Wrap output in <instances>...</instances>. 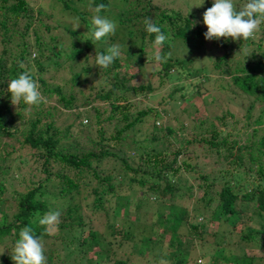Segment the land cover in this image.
<instances>
[{
    "label": "trees",
    "instance_id": "16d2710c",
    "mask_svg": "<svg viewBox=\"0 0 264 264\" xmlns=\"http://www.w3.org/2000/svg\"><path fill=\"white\" fill-rule=\"evenodd\" d=\"M51 2L50 8L63 16L68 15L67 19L71 17L72 24L47 21L51 14L47 15L41 7L32 14L29 0H0V30L3 35L12 31L5 39L2 38L5 48L0 56V139L15 136V142H18L19 135L21 137V145L17 149H1L3 155L0 152V212L5 203L1 195L5 191L3 181L7 173L11 171L8 180L29 183L26 190L13 193L17 194V212L9 221L4 219L6 216L2 218L0 252L4 254L0 255V264H13L11 253L24 227H31L33 234L42 240L45 264H151L148 256L153 248L150 243H143L145 235L160 243L161 251L155 263L166 260L168 264H190L192 259L188 247L204 240L208 229L206 225L188 219L193 207L184 210L182 201L190 200L195 191L201 189L203 195L197 201L203 203V208L199 213L195 209V217L211 213L220 220L222 228L234 221L232 226L240 225L237 227L239 240L262 252L253 256L246 253L245 246V249L241 247L244 250L240 248L237 257H231L230 251L223 253L221 261L224 264H264V79L261 82L253 80L259 72L264 73V31L257 41L259 54H254L252 50L249 57H243L240 63L234 65L229 61L232 43L221 38L220 44L228 51L214 58L207 69L217 72L221 79H226L224 76L228 75V87L225 88L231 93L252 96L253 103L243 113L244 121L241 117L239 121L228 110L199 119V114L205 112L206 103L199 95L194 98L197 99L195 102H190L189 96L185 97L182 93L173 106L179 107L189 119L197 121L193 125L196 131L185 135L179 118H175L176 127L165 126L161 121L170 111L168 107L174 102V94L185 91L178 82L183 76L176 69L186 68L187 59L159 62L164 71L158 80L162 92L151 81L129 85L139 73V69L131 64L138 66L148 56L154 57L151 46L155 34L146 32V18L156 23L167 37L158 50L165 57L168 47L176 39L182 40L185 45L191 44L193 38L205 40L207 28L197 25L198 17L203 18L201 13L205 11H201L199 16L196 10L190 8L183 13L155 6L151 0ZM99 4L106 5L101 15L114 21L117 28L114 35L93 43L89 35L90 21L95 14L93 9ZM90 5L91 10L87 9ZM22 18L25 22L23 27H15ZM194 21L196 24L192 27ZM260 28H264V24ZM59 31L62 32L59 34ZM15 35L18 41L13 43ZM114 44L120 45L121 55L108 69L99 68L95 55L105 53ZM250 44L249 40H236L239 48ZM9 56L13 60L8 59ZM125 58H128L127 62H124ZM190 64L192 62L187 74L192 81H197L200 86L209 81L210 72L207 74L203 65L190 67ZM123 70L124 73H120ZM23 72H28L39 84L44 100L38 106H28L23 102L18 104L19 110L14 115L20 117V110L28 109L29 118L23 131H20L7 89L10 80ZM202 79H205L204 83ZM146 96L159 98L158 107L144 102ZM186 104L193 110L189 111ZM59 106L73 115L72 120L78 124L77 131L72 129V121L63 127L57 125L55 118L56 113L61 111ZM253 110L256 112L254 119L251 116ZM83 118L89 119V123L82 124ZM214 121L222 125H240L242 135L217 131ZM101 122L112 125L113 136L103 137L100 128L99 141H94L88 127ZM146 123L152 125L147 133L142 139L131 142L140 159L136 169L131 167L126 157L111 149L117 143L122 144L127 131L137 133ZM83 133L86 139L82 141ZM177 144L178 147L175 146ZM21 148H25L27 154L21 158L12 156ZM191 153L195 155H189ZM15 158L21 160V165H27V175L20 172ZM113 158L119 159L122 164L116 173L107 165ZM216 167H219L216 170L219 174L210 178L209 173ZM129 172L133 175L128 176ZM31 177L38 179L32 181ZM182 181L186 182L184 187L180 185ZM89 184L93 185V200L86 207L94 216L103 213L104 226L101 229L95 219H87L88 214L80 208L81 203L75 201L81 196V188ZM49 186L57 188V192L47 193ZM136 190H147L148 193L133 198ZM161 197L164 201L179 200L170 204L175 210L172 217L169 219L158 210V223L142 222L138 216L144 206L162 202L158 201ZM130 206H133V212H130ZM56 210L60 212V223L55 230L46 232L38 225L36 213L42 216ZM130 213H136V218L128 217ZM251 214L261 217L259 227L252 226L255 218ZM170 221L172 225L165 227V223ZM214 236V244H219L220 235ZM184 238L188 241L180 245ZM128 241L138 244H134L132 249L130 247L127 253L118 252Z\"/></svg>",
    "mask_w": 264,
    "mask_h": 264
},
{
    "label": "rangeland",
    "instance_id": "374dc122",
    "mask_svg": "<svg viewBox=\"0 0 264 264\" xmlns=\"http://www.w3.org/2000/svg\"><path fill=\"white\" fill-rule=\"evenodd\" d=\"M52 0H29V5L31 6V8H33V11L31 10V13L34 14L36 9L38 7H41L45 13L47 15H50L49 19H47V21L49 20V22H55V21H59L64 23H67L68 25L72 24V20L71 17L70 19H67V16H63L59 11L53 10L50 8L51 4H53L51 2ZM151 3L155 6H159V7H163V8H167V9H177L180 10L183 13H187L189 11V8L192 10H196V14L201 13V11H206L207 9H209L210 7H212L213 5V0H204V3L202 6L198 7L201 3L202 0H192L191 2L188 0H151ZM234 4L236 5L237 9H239L241 6H243L242 3L238 2L237 0H234ZM92 5L88 6L87 9L91 10ZM204 14V13H201ZM2 14H0V18H1ZM20 23V24H19ZM17 24V26L15 27H23L24 25V19L22 18V20ZM197 25L199 26H203L205 27V25L203 24V18L198 17L197 20ZM263 25V24H262ZM8 27H11V24H7ZM263 27V26H262ZM262 31H264V28H260L255 34L253 38H250L249 41L251 42V44L245 48H239V46L236 45V41H233L231 38H228L229 42L232 43V56L229 58L230 64H237L240 63L242 58L245 57H249L250 52L253 50L254 54L258 55L259 51L257 50V41L261 36ZM12 31L9 30L8 34H10ZM62 31H59V34ZM7 34V35H8ZM7 35H3L2 30H0V56L2 55V52L5 48L4 43L2 42V38H6ZM224 39V38H222ZM177 41H174L171 43L170 47H168V53H167V57L168 59L172 60V61H178L182 58L187 59L188 64L186 65V68H178L176 69L177 71H179L180 74H182L183 78L179 79L178 82H180L179 84L182 85L183 88H185V91L183 92H177L176 94H174V102H171L168 110H170L168 112V114L166 115V118L164 120L161 121L162 124L166 125H170L173 127L177 126V119L175 118H179L180 123L183 124V129H184V133L186 134H190L192 135L196 130L194 129L195 124H197V121L194 122L192 119H189V117L184 114L181 113L179 110V107L177 106H173L175 102H177V99H179L182 96V93L185 94L188 97V101L190 102H195L197 99L194 100L195 97H197V95H199L200 99L202 102H205V112L204 113H200L199 114V119L204 118L206 116H212L214 114H218L219 111L223 110V111H230L232 113L235 114L236 118H240L241 120L244 121V115L243 113L245 112V109L247 108V106L250 103H253L252 100V96H247L245 94L242 93H231L229 91L228 88H225V86H227L226 84V79L228 78V75H225L224 77L226 79H221L222 77H220L217 72H212L207 70L210 66V64L214 61V58H216L217 56L225 53L226 51H228L227 47H224L222 44H220V39L217 40L216 43H214L212 40H203V39H192L191 44L185 43L181 40L179 41V39H176ZM201 40V42H200ZM17 36L15 35L13 37V43L17 42ZM244 44V42L242 43ZM161 48V47H160ZM159 48V49H160ZM152 51L154 52V54L159 50L156 49L153 45L151 46ZM186 49L188 52H191L188 55V52L186 53ZM190 49V50H189ZM19 50V49H18ZM261 51V50H260ZM170 53V56H169ZM188 55V56H187ZM151 56H148L146 59H144V62L142 61V63H140V65H136V64H131V65H135L138 69H139V73L137 74L136 78L131 81L129 83V85H139V84H146L148 81H151L153 86L157 87L158 86V90H161L162 92V85L161 87L158 84V80L159 78L162 76V73L164 72L163 70H161L159 62L155 61L154 58H150ZM10 60H13L12 56L7 57ZM128 58L124 59V62H127ZM190 67H193L195 64L198 66H204V68L206 69L205 72L208 74L209 73V81H207L206 83H204L205 79H202V83H204L203 85L201 84V86L199 85V83L197 81H192L187 74V72L189 71V63ZM142 65V66H141ZM120 73H124V70L121 71ZM264 79V73L259 72V74H256L254 77V81L255 82H261V80ZM173 81V79H171ZM177 80H174V82H176ZM165 83V82H164ZM167 84V83H165ZM220 84V85H218ZM195 85L196 88H195ZM228 87V86H227ZM166 90H168V87H165ZM86 94V92H85ZM247 94V93H246ZM140 97V96H138ZM137 97V98H138ZM148 96H146V98L143 100L144 102L149 103L150 105H155L156 107H158L157 105V101L158 99H152V98H147ZM200 102V100H198ZM53 103V102H52ZM83 107V106H81ZM80 107V108H81ZM186 107L189 109V111L193 110V107L186 104ZM59 108L61 109L60 112L56 113V118L55 120L57 121V125L60 127H63L65 125H68L72 122H74L73 119V115H70V113L68 114V112H66V110L64 108H62L61 106H59ZM255 109V108H254ZM19 110V106L16 105H12V113L13 115L15 114V112H17ZM21 116H15V120L16 123L18 124V130L23 131V129L25 128L26 121L28 118V109H23L20 110ZM255 110L252 111V119H254L255 117ZM240 121V119H239ZM230 122V121H229ZM85 123H89V119H82V124L86 125ZM214 128L217 131H222L224 130L225 133H232L234 135H242L243 129L241 128L240 125H222L220 122L218 121H214ZM227 123V122H226ZM21 124V125H20ZM77 125L76 122H74V125L72 126V129L77 131ZM152 125L150 123H146L144 125V127L140 128L139 131L137 133H134V130H129L127 131V133L125 135H123V138L125 139L122 144L117 143L115 144L116 146L113 147L112 149L113 152L119 153L120 155H123L124 157L127 158L128 163L131 165V167L133 168H138L140 165V159L136 154V151L133 148L132 145V140H139L142 139L143 136L147 133L146 131H148V129L151 127ZM148 127V128H147ZM209 127V126H208ZM103 130V137H107V138H111L113 136V127L112 125H108L104 122L99 123V125L97 124H93L90 125L88 127V133L90 135V137L94 140V141H99V129ZM141 133V134H139ZM17 136V135H16ZM82 141L85 140V136L84 133L81 135ZM10 139H6V138H1L0 139V152L2 153V155L4 154L3 151L1 149L4 150H8L11 151V149H17L18 146H20V142L21 141V137L19 135L18 137V142H15V136L14 137H9ZM112 143V142H110ZM183 143V142H182ZM181 143V144H182ZM179 144L175 145L176 147H178ZM121 147V148H119ZM195 149L199 150V147H195ZM27 154V150L25 148H21L20 150H18L17 153H13L12 156H19L21 158V156ZM189 155L194 156L195 154L191 153ZM16 165H18V167L20 166L21 169V173L23 175H27L29 169L27 168V165H21V160L20 159H16ZM191 162H193V160H191ZM11 164V162H10ZM108 166H111V168L113 169L114 173L119 171V167H122L121 162L119 161V159L117 158H113L112 161L110 163L107 164ZM219 167H216L214 170H212V172L209 173L210 178L213 177L214 175H218V170ZM144 170V169H142ZM141 170V171H142ZM11 171H9L6 175V179H4L3 184H4V188L5 191L3 192V194L1 195L4 199H5V203H3L2 205V212H0V224L2 223V218H4V216H6V218H4L6 221H9L11 219V216L13 213L17 212V194H13L14 192H21L23 190H26L27 187H29V183L28 181H25L24 183H22L20 180H8V177L10 175ZM133 174L131 172H129L128 176H132ZM32 181H36L38 178L37 177H31L30 178ZM194 181V180H192ZM83 183V182H81ZM191 183H197V182H191ZM186 184V182H181L180 185L181 187H184ZM26 188V189H25ZM92 188L93 185L89 184L87 187H83L81 188V196H79L78 198H75L76 202H80L81 203V207L83 208V212L84 214H88L87 215V219L88 220H94L95 219V223L98 227L103 228L104 226V216L103 213L100 212L99 215H95L88 210V208L86 207V204H90L93 200V195H92ZM146 188V187H144ZM137 191V190H136ZM47 193H55L57 192V188H55L54 186H49L46 189ZM148 193L147 190H144L143 192L141 191H137L136 196H134L133 198H139L142 196H146ZM203 195V191L201 190H197L195 191V193L193 194V198H191L188 201L184 200L182 201L183 203V207L184 210L188 209L190 207H193V209L188 213V219L193 221L196 220L197 222L206 225V228L208 229L206 235H205V239L204 240H200V241H196L194 246H189L188 250L190 252V258L192 260H190V264H224V262L221 261L222 257L221 255L223 253H227L228 251H230L232 253L231 257H237L236 255L240 253V248L243 247L245 249L246 246V242H242L241 240H239L238 237V233H239V227L240 225H238L237 227H234L232 225H234V221L230 222L229 224L225 225V227H221V222L220 220L213 214L211 213H206L203 216H197L195 217V209L199 212H201L202 208H203V203L198 202L197 200L200 199V197ZM158 201H162V202H156V203H148L146 206H144V208L142 209V213L139 214V218L142 222L145 223H158V218L156 215V211H161L165 217L167 218H171L172 214L174 213V209L172 207H170L171 203L179 202L178 199H175L174 201H164V198L161 197L159 198ZM197 201V202H196ZM150 202V201H149ZM181 203V202H180ZM177 203V204H180ZM86 207V208H85ZM133 206H130V212H133L132 209ZM85 208V209H84ZM197 214V213H196ZM253 214H251L252 216ZM98 216V217H97ZM137 214L136 213H130L128 217H133L136 218ZM199 217V218H198ZM253 217L255 218V220L252 222V226L254 227H259L261 224V217L258 215H253ZM169 225L171 226L172 223L170 221V223H165V227H169ZM174 226H172L173 228ZM98 231H101V230ZM214 234H218L220 235V239L218 240L219 244H214L215 241V236ZM54 235V234H53ZM222 235V237H221ZM167 239V237L165 238ZM154 238L151 237L148 238V235H145L142 237V241L143 243H150L152 245L153 251L150 252L149 256H148V260H150L151 264H159V263H155L154 260L155 258L158 256L159 252L161 251V247H160V243L156 240L155 242H153ZM187 242L188 239L185 240V238L180 242V245L184 242ZM138 244V242L136 243L135 241H128L125 242V245L122 247L121 251L117 250L118 252H128L129 248L131 247V249ZM242 249V248H241ZM242 249V250H244ZM246 253L251 254L253 256H259L262 254V252L257 249V248H253L251 245L246 246L245 249ZM141 256V255H138ZM213 257H216L217 259H213ZM142 257L139 258L138 261H140ZM264 263V262H263ZM56 264H64V263H56ZM226 264H230V263H226Z\"/></svg>",
    "mask_w": 264,
    "mask_h": 264
},
{
    "label": "clouds",
    "instance_id": "9594fccd",
    "mask_svg": "<svg viewBox=\"0 0 264 264\" xmlns=\"http://www.w3.org/2000/svg\"><path fill=\"white\" fill-rule=\"evenodd\" d=\"M203 3L204 0L198 7L202 6ZM104 10H106L104 4H99L93 9L95 14L91 18V30L89 32L93 43L115 34L117 24L101 15ZM76 23L77 28H79L78 18H76ZM144 24L149 35L155 34L153 46L159 49L167 37L150 18H146ZM195 24L194 21L192 27ZM203 24L207 28L204 33L205 40H219L221 38L227 40L231 38L233 41H247L253 38L261 25L264 24V0H246L239 9L234 4V0H213L212 7L203 14ZM34 55H38V53H34ZM120 55V45L114 44L109 46L105 53H97L95 63L101 69H108ZM153 58L160 63L166 62L168 59L167 56L162 57L159 51L154 54ZM7 91L10 93L11 104L14 106L21 102L28 106H38L44 100L39 91V84L33 80L28 72H23L17 78L11 79ZM36 217L38 225L42 226L46 232L55 230L60 223L58 210L48 211L42 216L37 212ZM258 243H260L259 239ZM3 254L4 252H0V255ZM11 259L13 264H45L44 244L39 237L33 234L31 227H24L20 230L19 238L11 253ZM159 264H168V261L160 260Z\"/></svg>",
    "mask_w": 264,
    "mask_h": 264
}]
</instances>
